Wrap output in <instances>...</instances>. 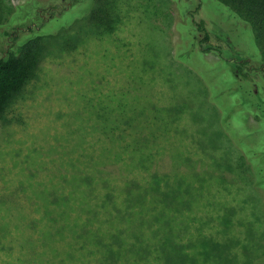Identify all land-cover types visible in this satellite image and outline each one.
Segmentation results:
<instances>
[{
  "label": "rangeland",
  "instance_id": "rangeland-1",
  "mask_svg": "<svg viewBox=\"0 0 264 264\" xmlns=\"http://www.w3.org/2000/svg\"><path fill=\"white\" fill-rule=\"evenodd\" d=\"M75 1L0 0V57L34 37L42 53L0 121V264H99L70 233L99 174L123 180L104 194L112 232L157 219L182 264H264L252 27L218 0Z\"/></svg>",
  "mask_w": 264,
  "mask_h": 264
},
{
  "label": "trees",
  "instance_id": "trees-1",
  "mask_svg": "<svg viewBox=\"0 0 264 264\" xmlns=\"http://www.w3.org/2000/svg\"><path fill=\"white\" fill-rule=\"evenodd\" d=\"M92 1L93 0H89L87 3L90 7L92 5ZM218 1L231 9L239 19L252 27L256 42L261 49L260 55L257 57L256 61H253L250 57H245L239 62V65L246 66L248 68L249 61H252V64H254V62L257 63L258 71L250 70V73L252 74L253 79L258 78L261 83H264V0ZM85 3L86 0H76L75 2H72L68 9L77 7L79 4L84 6ZM65 11L61 12V15ZM57 18H51L47 27L50 26V22L51 24H55L57 22ZM67 25L70 24L65 23L62 26L53 29L50 28L46 31L57 30ZM197 25L199 27L198 31L204 33L200 42H208L210 40V32L208 28L204 26L203 22H200ZM201 50L219 51V49L216 50V48L212 46H208L207 48H203ZM41 62V42L37 37L31 38L23 46L20 52H10L8 55L0 57V121L6 111L11 107L12 103L16 100L19 93L35 76L36 72L39 70ZM226 62L230 61L226 59ZM259 107L261 114H257V121L262 122L264 120V104H259ZM239 145L242 146L243 142ZM248 169H251V167L249 166ZM263 171L264 168L261 172ZM107 172L112 173L111 171ZM121 174L123 176V173ZM110 176L111 175H106L103 177V174H99V184L94 188L99 199L93 203H85L88 215L87 217L72 220L70 222V233L75 234L79 239L82 238L85 243L95 239L94 241L96 242L94 243L97 244V250L99 249L102 252L99 264H182L180 263L177 248L173 243V239L172 242L167 239L169 233L162 231L160 221L157 219H151L149 222L143 221L142 224L139 225V229L135 228L133 230H129L122 228L118 233L111 231L110 226L106 222L109 217L104 212L109 211L107 209L106 197H104V194L107 191L108 183L111 185L113 190L117 189L118 193H121V191L123 192L124 190H122V178L120 179L118 177L111 176L112 179L118 181L115 183L110 180ZM252 178L254 180L253 176ZM255 186L261 193V206L264 210V187L261 186L260 188L257 181ZM123 201L126 202V200L123 199L121 202L116 204L117 208L123 203ZM98 211L104 212L105 214L103 215L101 226L96 229L93 225L95 221L93 214ZM168 243H171V245L168 246ZM193 251L194 250H192V252ZM183 264H188L187 260H184Z\"/></svg>",
  "mask_w": 264,
  "mask_h": 264
}]
</instances>
